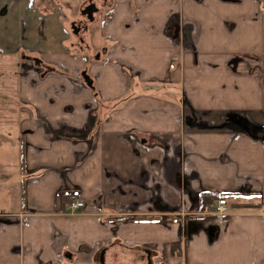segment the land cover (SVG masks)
Returning a JSON list of instances; mask_svg holds the SVG:
<instances>
[{
    "label": "crops",
    "instance_id": "obj_1",
    "mask_svg": "<svg viewBox=\"0 0 264 264\" xmlns=\"http://www.w3.org/2000/svg\"><path fill=\"white\" fill-rule=\"evenodd\" d=\"M0 264H264V0H0Z\"/></svg>",
    "mask_w": 264,
    "mask_h": 264
},
{
    "label": "trees",
    "instance_id": "obj_2",
    "mask_svg": "<svg viewBox=\"0 0 264 264\" xmlns=\"http://www.w3.org/2000/svg\"><path fill=\"white\" fill-rule=\"evenodd\" d=\"M235 117H239V116H235ZM237 122L240 125V129H242V130H246L249 132L259 130V127L254 126L252 124H249L248 122H246L244 120V118L238 119ZM76 197H77V195L75 193L66 191L64 193H61L58 196V199H59V202H60L62 208H64L67 205V203H69L71 200L76 199ZM220 197H226V194L219 193L216 191H203V192L199 193L200 209L206 210L211 202H213L214 200H216ZM170 246H171V248H170L171 253H176V254L180 253L181 247H180L179 242L178 243H172Z\"/></svg>",
    "mask_w": 264,
    "mask_h": 264
},
{
    "label": "built area",
    "instance_id": "obj_3",
    "mask_svg": "<svg viewBox=\"0 0 264 264\" xmlns=\"http://www.w3.org/2000/svg\"><path fill=\"white\" fill-rule=\"evenodd\" d=\"M83 206V202L80 199L71 200L67 203L65 207V212L67 214H75ZM232 213V208L227 202L225 197H220L209 204L205 210V214L211 218L214 224L222 225L226 223L230 214Z\"/></svg>",
    "mask_w": 264,
    "mask_h": 264
},
{
    "label": "water",
    "instance_id": "obj_4",
    "mask_svg": "<svg viewBox=\"0 0 264 264\" xmlns=\"http://www.w3.org/2000/svg\"><path fill=\"white\" fill-rule=\"evenodd\" d=\"M81 13L88 19V20H94L97 16V9L95 7L94 4L89 3L87 5H85L82 9H81ZM73 29V33L78 34L80 27H78L77 25H73L72 26ZM84 76V80L85 82L90 85V79L89 77L83 73Z\"/></svg>",
    "mask_w": 264,
    "mask_h": 264
},
{
    "label": "rangeland",
    "instance_id": "obj_5",
    "mask_svg": "<svg viewBox=\"0 0 264 264\" xmlns=\"http://www.w3.org/2000/svg\"><path fill=\"white\" fill-rule=\"evenodd\" d=\"M176 1H177V0H175V2H176ZM4 65H8V66H10V65H18V63H17V62H13V61H7L6 63H4ZM2 69H5V67L3 66ZM5 94H6V93H4V95H5ZM9 124H10V123L7 122V121H4V122H3V128H2V129H3V131H4L5 134H7V133L10 134V133H11L10 130H9L8 132L6 131V129L9 128ZM4 133H3V137H4ZM3 142H4L3 145L5 146V145H6V140L3 139ZM4 198H5V201H4V202H7V200L9 199L7 196H5Z\"/></svg>",
    "mask_w": 264,
    "mask_h": 264
}]
</instances>
